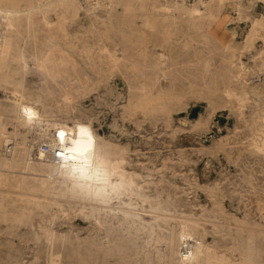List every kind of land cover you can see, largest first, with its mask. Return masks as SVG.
Segmentation results:
<instances>
[{
	"label": "rangeland",
	"instance_id": "1",
	"mask_svg": "<svg viewBox=\"0 0 264 264\" xmlns=\"http://www.w3.org/2000/svg\"><path fill=\"white\" fill-rule=\"evenodd\" d=\"M1 1L4 9L28 6L27 0ZM135 3L131 13L113 15L117 25L126 22L127 38L93 30L86 11L92 5H82L78 17L67 19L57 41L72 55L74 76L83 84L67 82V75L46 76L32 61L29 69L21 65L17 50L38 54L54 40L43 31L41 12L34 18L39 32L28 31L23 21L11 47L0 36L5 50L0 57V131L13 132L7 144L0 137V158L12 160L10 167L0 166V264H180L186 240L182 243L179 233L185 225L205 241L207 264H264V116L256 113L264 108V26L245 45L252 21L264 17V0L214 3L208 11L213 8L219 22L207 17L206 35L198 42L182 36L162 41L140 9L151 1ZM54 9L52 4L44 8L56 20ZM115 44L127 45L143 71L125 65L112 69L109 56ZM163 51L168 59L162 66L170 76L157 81ZM243 96L247 103L241 102ZM27 105L37 116L24 114ZM195 109L198 116L191 118ZM77 119L91 121L103 138L100 172L107 176L121 158L126 172L110 177L103 195L97 192L102 181L88 192L86 184L66 178L56 179L49 193L39 191L43 180L38 174L47 168L37 164L38 153H31L28 141L50 136L56 122ZM10 143L16 151L6 153ZM24 174L28 181L20 182ZM41 226L50 233L45 235ZM188 240L195 246L194 239Z\"/></svg>",
	"mask_w": 264,
	"mask_h": 264
},
{
	"label": "bare ground",
	"instance_id": "2",
	"mask_svg": "<svg viewBox=\"0 0 264 264\" xmlns=\"http://www.w3.org/2000/svg\"><path fill=\"white\" fill-rule=\"evenodd\" d=\"M27 1H28L27 8L24 9V7L22 6V8L24 10L17 9L18 7L17 8H12V9H4V8L0 7V26H1L0 27V36L2 35L1 37H4L5 44H7L10 47L13 45V43L15 41L14 40V36H15L14 32H15L16 26H17V24H23V21H24L25 26H26L25 28H27L28 31H31L32 29H35V32H39V30H41V28L40 27L36 28V25L38 23H36L34 21V18H35V15H39L40 12H41V14H42L41 17H40V22L41 23L40 22L39 23L43 25L44 33L46 35H50L51 37H54V40L53 41H49V40H52V39H49L48 40L49 42L47 44L46 49L45 50H40V52L38 54H34V53L33 54H27L25 48H21L20 50L16 49L18 51V53L20 51L19 61H20L21 65L24 66V67H28V69H29L28 65L32 61V62H34L35 66H36V69L39 72L44 73L46 76H50L53 79H60L61 77H63V75H67V78H66V79H68V81L66 80L67 82L74 83L75 81H77V82L83 84L84 81L82 82V80H80V79H78L77 77L74 76V73L76 72V64L72 61L73 59H71L72 55L70 54L71 55L70 56L68 53H66L65 49H63L60 46L61 43L59 44V42L57 41L58 34L61 31L65 32V30H66L65 27H66L67 19H69V17H71L73 19H74V17H78L81 9L83 8L81 2L79 0H49L48 2H45V0H27ZM135 1H138V2L141 1L142 2L143 0H102L97 6L92 5L93 9L90 10V8H89V10H86V11L88 12V16L89 17L88 16L87 17L89 18L91 26H92V28H94L93 30L97 29V30H99V32H103L105 34H113L114 33V35H115V33L119 32L123 37H126V38L129 37V35L131 33L129 34L127 29L124 28V26L125 27L127 26L126 22L125 23H120L119 25H117L115 23L114 19H113V15L116 14V13H119V12L121 14H125L127 12L131 13V11H133L135 9V7H136L137 3H135ZM147 1H151V4L149 6H146L145 4L141 5L140 9L146 14V17H147L146 25H150L151 24V26L149 28L152 31V33L157 34V35L160 36L158 38H161V40H162V38H164L168 42L170 39H175L176 41H178L177 39L180 36H182V37H186L187 42L190 41V40H196L198 42V39L200 37H202V36H205L206 32H207V28L205 26V21L204 20H206L207 17H211V20H213L214 22H219V19H220L219 16L215 15V12L212 11L213 8L211 10L209 9V11H208V8L209 7L211 8V6L214 3H219L218 6L225 5L229 0H199V1H196L194 3V5L193 6L191 5V7H189V8L183 7L185 4H188V3H184V5H183L182 3L180 4V2H176V1H172V0H147ZM2 2L3 1H1L0 4ZM49 4H52L55 7L54 14L56 15V20L52 19L51 15L49 13H46L45 10H44V8L46 6H48ZM239 4H240V2H239ZM18 5H20V4H18ZM120 9H121V11H119ZM47 10L49 11V9H47ZM261 26H264V17L263 18H256V19H254L252 21V28L249 30V34L247 36V43H245V45L249 44L252 40H254L257 36H259V30H260L259 28ZM25 28H24V30H26ZM18 33H20V30H19ZM132 37H133V35H132ZM195 37L197 39H195ZM126 38H123V39H126ZM46 39H48V38H46ZM27 40H28V38H27ZM109 42H111V41H109ZM132 43H133V41H132ZM107 44H108V42H107ZM119 44H115L114 47H112L113 49H112V51H110V56H109V54L105 53V54H107V56L110 57V62H111L112 69L113 68H117V67H119L121 65H125V67H129V68L134 69L135 72L136 71H143L145 66H143L140 63H138L136 61L134 55H131L129 53V50H128L129 47L127 45L126 46L125 45L118 46ZM124 44H125V42H124ZM22 45L24 47V44H22ZM22 45H21V47H22ZM135 46H133V47L135 48ZM248 46L249 45H247L246 47H248ZM105 47L106 46H104V49H105ZM33 49H34V47H33ZM35 49H34V51H35ZM173 52H175V51H173ZM4 53H5V50L3 49L2 44L0 42V57H1V59L4 56ZM166 53L167 52L164 53V51L161 53V55H160L161 56L160 64L158 65V67H156V68H159L158 76H155L157 81L160 80L159 77L164 78V80L165 79L168 80V75L170 76V74H167L168 70L166 69L167 70L166 71L165 68H163L164 66H162L163 63L166 61V59H168ZM105 54H104V56H105ZM135 54H136V52H135ZM6 59H4V60H6ZM9 59H11V58H9ZM7 63H9V62H7ZM207 65L208 64L206 63V66ZM151 66H153V65H151ZM188 66H189V63H188ZM4 67H6V66H4ZM153 68L154 67H152V69ZM67 69H69V70H67ZM188 69H189V67H188ZM148 79H149V77H148ZM195 79L197 80L196 77H195ZM128 83H130V82H128ZM184 85H185V83H184ZM80 87H84V86H64V90H67V89L71 90L73 88L80 89ZM152 87H153V85H152ZM39 88H40V86H39ZM241 89H242V87H241ZM61 91H62V89H61ZM62 92H61V94H62ZM158 95H159V93H158ZM141 96H143V95H141ZM239 98H240V96H239ZM247 99H248V97H246V96L244 97L243 96L241 98V102L246 101V103H247L248 102ZM19 100H20V97H19ZM238 102H240V101H238ZM12 105H13V103H12ZM260 109H261V107H260ZM18 113H19V111H18ZM256 113L258 115H260V116H264V108L261 111H259V112L256 111ZM24 114H27L30 117V119H32L33 117L37 116V110L34 109L33 107L27 105V106H25V113ZM24 119H26V118H24ZM52 126L55 129V131H56L55 132V137L53 138V144L54 143L58 144L61 147L62 153H61V157L60 158H52L51 156H49V155H47V154H45L43 152L38 153V158H37L38 162H37V164L47 168V171H43V172L38 174L39 178L43 180V181L41 180L42 183L40 182L41 183L40 188L38 187L39 191L41 189H44L45 193H49V186L52 185L56 179L66 178L68 180V182H72L74 185L86 184L87 188H88L87 189L88 192L93 191L92 189L94 187V183L95 182L102 181L103 182V184H102L103 186L101 185L102 187H100L99 190H97V192L100 195H103L105 193V190H106V187H107L108 183H110L109 182L110 177H113L116 173H118V174L120 173L121 175H124L123 173L126 172V169L124 168V165H125V159L124 158H121L120 160L113 159V160H116V161H113L112 166H111V170H110L111 172L110 173L108 172L109 174L107 176L106 175L104 176L100 172V171H102L101 168H100V165H103L105 162L103 161V159L99 158L98 146H99V142L101 140H103V138L96 132V130L94 129L91 121L81 120V119L74 120L72 123L61 122L60 121V122L54 123ZM112 126L117 131H121V127L119 126L118 122L113 121V125ZM0 133H1V131H0ZM2 133H3V135L2 136L0 135V137L2 139V143H6V144L9 143L12 140L13 132L12 131H8L7 128H4L2 130ZM60 133H64L63 137H61ZM16 146H17V144H16ZM28 164H30V163H28ZM11 165H12V160L9 159L8 157L0 158V166L1 167H5L6 168V167H10ZM29 167H30V165H29ZM27 169H29V168H27ZM4 175H6V174H4ZM8 175H11V174H8ZM132 176H133V174L131 175V178H132ZM4 177L6 178V176H4ZM11 177L12 176H10V178ZM27 177L28 176H26L24 174L21 177H19V181L20 182H23V181L25 182L27 180ZM17 179H18V177H17ZM129 179H130V177H129ZM121 182H122V180H121ZM129 182H127L126 184H128ZM111 183H113V182H111ZM0 184L2 185V183H0ZM35 187H36V184H35ZM26 188H29V186L26 187ZM123 188H124V185H123ZM10 189H11V187H10ZM91 199H93V198L91 197ZM36 202L38 203V201H36ZM45 207L48 208V207H50V205L49 204H45ZM13 220H14V218H13ZM19 220H20V216H17V221H19ZM190 226L192 227V225H190ZM41 227H42L45 235L50 233V228H48L46 226H41ZM51 231H53V230H51ZM194 232L191 230L189 225H185V226L182 227L181 232L179 233L180 234V240L182 241V243L185 240H188V239H194L196 241L195 246H194L195 248L193 247L194 250L192 251V256H193V254H195L194 259L193 260L191 258L188 259V260L181 259L180 264H207L208 261H209V257L207 256L209 253H207V255L204 254V250H206V248H204L205 247V245H204L205 241L203 242L201 239H198L197 237H195L196 235L194 234ZM53 233H54V231H53ZM47 236H49V235H47ZM52 236H51V238H53ZM171 237H172V235H171ZM171 241H173V240H171ZM173 252H174V250H173ZM221 259H220V261H221ZM222 261H225V260H222ZM222 263H224V262H222Z\"/></svg>",
	"mask_w": 264,
	"mask_h": 264
},
{
	"label": "built area",
	"instance_id": "3",
	"mask_svg": "<svg viewBox=\"0 0 264 264\" xmlns=\"http://www.w3.org/2000/svg\"><path fill=\"white\" fill-rule=\"evenodd\" d=\"M82 5L84 6H91L96 5L100 0H79ZM180 3H195L199 0H172ZM50 136L48 137H35L28 141L27 147L31 150V153L35 156H37V153L43 152L52 158H60L61 157V147L54 143L53 144V138L55 137V130H50ZM58 134V133H57ZM15 150V145L13 143H10L7 147H5L4 151L6 153H11ZM193 241L192 240H186L181 245L180 255L182 259L188 260L192 257V251H193Z\"/></svg>",
	"mask_w": 264,
	"mask_h": 264
},
{
	"label": "water",
	"instance_id": "4",
	"mask_svg": "<svg viewBox=\"0 0 264 264\" xmlns=\"http://www.w3.org/2000/svg\"><path fill=\"white\" fill-rule=\"evenodd\" d=\"M198 112H199V109H195L193 111V114H192L191 118H196L198 116Z\"/></svg>",
	"mask_w": 264,
	"mask_h": 264
},
{
	"label": "snow or ice",
	"instance_id": "5",
	"mask_svg": "<svg viewBox=\"0 0 264 264\" xmlns=\"http://www.w3.org/2000/svg\"><path fill=\"white\" fill-rule=\"evenodd\" d=\"M61 137H63L64 133H60Z\"/></svg>",
	"mask_w": 264,
	"mask_h": 264
}]
</instances>
